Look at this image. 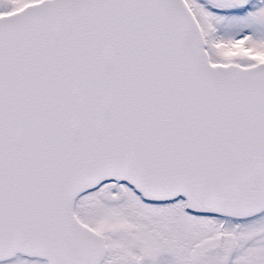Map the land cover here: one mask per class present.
Returning a JSON list of instances; mask_svg holds the SVG:
<instances>
[{"label":"snow or ice","instance_id":"1","mask_svg":"<svg viewBox=\"0 0 264 264\" xmlns=\"http://www.w3.org/2000/svg\"><path fill=\"white\" fill-rule=\"evenodd\" d=\"M0 264H264V0H0Z\"/></svg>","mask_w":264,"mask_h":264}]
</instances>
